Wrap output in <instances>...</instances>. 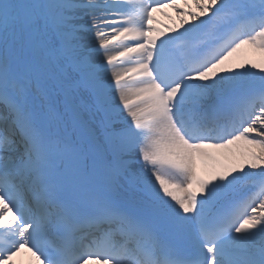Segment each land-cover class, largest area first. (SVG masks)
<instances>
[{"label": "snow or ice", "instance_id": "obj_1", "mask_svg": "<svg viewBox=\"0 0 264 264\" xmlns=\"http://www.w3.org/2000/svg\"><path fill=\"white\" fill-rule=\"evenodd\" d=\"M21 253L264 264V0H0V264Z\"/></svg>", "mask_w": 264, "mask_h": 264}, {"label": "bare ground", "instance_id": "obj_2", "mask_svg": "<svg viewBox=\"0 0 264 264\" xmlns=\"http://www.w3.org/2000/svg\"><path fill=\"white\" fill-rule=\"evenodd\" d=\"M188 5L190 6L192 4V0H187ZM180 7H184V1L178 4ZM195 11V9H192ZM155 16V21L154 25L161 26L162 28L167 30V27H171L175 24L179 23V18L177 13H175L172 9L169 11L167 14H157L154 13ZM185 19H188L185 17ZM247 53L249 57L256 56L258 53L247 49ZM246 58L244 56L241 57V60H245ZM15 259V264H30V261L32 260L31 256L28 253H21L20 256L14 258Z\"/></svg>", "mask_w": 264, "mask_h": 264}, {"label": "rangeland", "instance_id": "obj_3", "mask_svg": "<svg viewBox=\"0 0 264 264\" xmlns=\"http://www.w3.org/2000/svg\"><path fill=\"white\" fill-rule=\"evenodd\" d=\"M244 56L247 60V61H250V62H256V63H260L261 61V57L259 55V53L256 55V56H251L249 57L248 53H247V49H243L241 50L237 56L235 57L236 60H241V57Z\"/></svg>", "mask_w": 264, "mask_h": 264}]
</instances>
